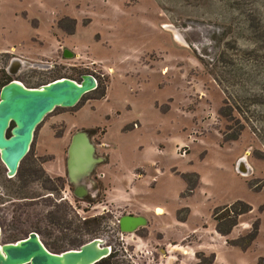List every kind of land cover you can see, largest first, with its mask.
<instances>
[{
  "label": "rangeland",
  "instance_id": "374dc122",
  "mask_svg": "<svg viewBox=\"0 0 264 264\" xmlns=\"http://www.w3.org/2000/svg\"><path fill=\"white\" fill-rule=\"evenodd\" d=\"M13 57L45 66L10 74ZM3 69L98 86L44 117L16 175L0 160L1 243L35 231L52 252L106 237L115 263L264 264V0H0ZM78 129L106 158L84 199L66 179ZM237 200L251 209L223 234L215 211ZM125 213L148 223L121 233Z\"/></svg>",
  "mask_w": 264,
  "mask_h": 264
},
{
  "label": "water",
  "instance_id": "95a60500",
  "mask_svg": "<svg viewBox=\"0 0 264 264\" xmlns=\"http://www.w3.org/2000/svg\"><path fill=\"white\" fill-rule=\"evenodd\" d=\"M63 56L73 57L69 49H63ZM23 66H45L13 57L7 72L14 74ZM97 78L85 73L79 81L69 77H59L37 87H27L21 81L12 79L0 88V160L6 167L7 177H13L20 162L30 150L34 131L44 117L56 107L74 106L84 94L96 89ZM106 158L96 152L89 129H78L70 137L66 149V179L76 198L84 199L92 191L90 178L95 169ZM237 170L245 174L243 159ZM148 220L140 214L125 213L118 219L121 233H131L146 226ZM1 232V227H0ZM112 247L106 237H95L78 248L61 252L50 251L35 231L12 242H0V264H95L109 256ZM118 264H127L120 262Z\"/></svg>",
  "mask_w": 264,
  "mask_h": 264
},
{
  "label": "trees",
  "instance_id": "16d2710c",
  "mask_svg": "<svg viewBox=\"0 0 264 264\" xmlns=\"http://www.w3.org/2000/svg\"><path fill=\"white\" fill-rule=\"evenodd\" d=\"M8 81H10V76L6 73L4 69L1 70L0 88ZM190 175H191L190 173L183 174L188 184H190L188 178ZM193 175L195 176L196 174ZM195 182L196 180L192 182V186L195 184ZM250 209H251L250 205H248L242 200H237L230 205H225L224 207L218 208L214 214V218L218 221V230L223 234L229 232L233 228V226L237 223L238 216L242 213L249 211ZM112 257L113 255L111 254L95 264H118L112 260ZM259 264H263V262L260 261Z\"/></svg>",
  "mask_w": 264,
  "mask_h": 264
},
{
  "label": "flooded vegetation",
  "instance_id": "af4514ba",
  "mask_svg": "<svg viewBox=\"0 0 264 264\" xmlns=\"http://www.w3.org/2000/svg\"><path fill=\"white\" fill-rule=\"evenodd\" d=\"M177 31V30H176ZM177 33L181 36V34L177 31ZM182 37V36H181Z\"/></svg>",
  "mask_w": 264,
  "mask_h": 264
},
{
  "label": "bare ground",
  "instance_id": "6f19581e",
  "mask_svg": "<svg viewBox=\"0 0 264 264\" xmlns=\"http://www.w3.org/2000/svg\"><path fill=\"white\" fill-rule=\"evenodd\" d=\"M176 35L178 36V33L176 32ZM179 37V36H178Z\"/></svg>",
  "mask_w": 264,
  "mask_h": 264
}]
</instances>
